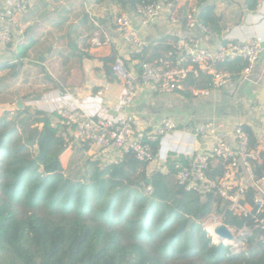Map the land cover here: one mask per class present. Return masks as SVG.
Listing matches in <instances>:
<instances>
[{"label":"trees","instance_id":"obj_1","mask_svg":"<svg viewBox=\"0 0 264 264\" xmlns=\"http://www.w3.org/2000/svg\"><path fill=\"white\" fill-rule=\"evenodd\" d=\"M117 1L134 7L144 0ZM251 1L254 9L258 0ZM213 12V6L203 7L200 17L216 28ZM34 44L20 45L18 61L1 63L0 70L16 69ZM246 65L233 58L218 68L233 73ZM9 113L0 117V264H264L263 233L252 220L225 210L212 193L187 190L176 180L171 160L168 172L151 173L150 162L134 156L103 167L95 161L88 180L74 179L60 159L68 143L58 133L60 124L53 125L57 112L38 109L33 120L28 107ZM30 121L42 127H25ZM19 128L23 133L17 135ZM149 142L157 152L159 142ZM261 157L258 177L264 176V152ZM221 171L219 165L216 174ZM214 204L224 223L246 228L240 237L246 250L212 241L201 220Z\"/></svg>","mask_w":264,"mask_h":264},{"label":"crops","instance_id":"obj_2","mask_svg":"<svg viewBox=\"0 0 264 264\" xmlns=\"http://www.w3.org/2000/svg\"><path fill=\"white\" fill-rule=\"evenodd\" d=\"M17 1L0 0V9ZM171 1L172 8H165L148 26H142L139 17H135L145 45L142 49H134L116 30V18L123 12L132 13L131 6H124L117 0H32L28 11L19 18L23 34L16 33L14 40L8 43L16 53L11 62L18 61L20 45L32 40L35 44L16 69H5L7 72L14 70L11 79L3 82L8 96H20L29 112L39 108L51 113L68 106L82 107L93 115L131 118L136 130L146 136L153 135L165 118L173 119L180 130H192L197 123L213 121L223 125L229 138L241 122L256 136V147L263 153L264 50L251 73L233 72L224 87H214L210 75L190 68L180 80L181 89L158 92L150 84L139 81L137 94L130 105L117 110L110 104L122 92V82L112 73L114 61L123 58L126 67L133 72L140 71L141 66L137 65L143 61L158 64L168 61V51L176 35L187 32L185 15L192 7L198 8L199 13L203 7H214L216 28L207 24L212 33L202 35L203 44L209 48L226 44L231 37L235 40L256 35L264 38V15L260 16L256 7L250 8L251 0ZM172 16H176L178 22H173ZM97 30L108 31L113 41L101 46L93 44L91 38ZM99 90L106 91L107 101L97 95ZM8 104L9 100L4 105ZM57 119V115L53 117V121ZM193 143L192 147L200 151L208 152L211 148L209 140ZM178 146L189 148L188 142L182 139ZM95 149L88 144L70 143L61 155L67 162H63L64 168L69 166L71 169L79 155H85L89 159V167L85 169L88 173L97 161L93 155ZM121 158L118 150H110L98 164L104 166ZM213 165H217L216 160ZM156 170L168 172V164L160 159L150 162L149 173Z\"/></svg>","mask_w":264,"mask_h":264},{"label":"built area","instance_id":"obj_3","mask_svg":"<svg viewBox=\"0 0 264 264\" xmlns=\"http://www.w3.org/2000/svg\"><path fill=\"white\" fill-rule=\"evenodd\" d=\"M32 5V0H18L10 7L0 9V43L8 44L14 40V33L23 34L19 18ZM171 0H144L132 7L131 12H123L116 18V30L128 45L142 49L145 40L135 24L139 17L142 26H148L157 19L165 8H172ZM257 13L264 15V0H258ZM134 14V15H133ZM173 22H178L172 16ZM187 32L177 34L168 51L169 60L163 63L143 61L139 72L126 67L123 58L118 57L112 66L122 82V92L110 102L117 110L130 105L137 94L139 81L150 84L158 92H173L181 89V78L189 69L211 76L213 86L224 87L232 78V73L219 69L218 65L229 59L240 58L247 61L243 73H251L255 63L264 50V38L256 35L250 39L235 40L232 37L226 44L209 48L202 42L204 33H212L210 27L201 19L198 8H190L185 15ZM113 41L108 31H95L91 42L103 45ZM207 93L208 91H203ZM97 95L107 101V93L99 90ZM60 124L58 131L68 145L70 143L95 146L96 160L103 161L110 150H118L122 158L134 156L140 161L154 162L160 159L173 163L176 180L187 190L205 196L212 193L221 199V207L239 217L249 218L253 228L259 229L264 237V176L258 177L255 171L262 157L258 148L252 145L246 126L239 122L229 138L222 124L208 121L197 123L192 130H180L173 119L165 118L155 133L146 136L136 130L131 118L104 117L93 115L82 107H61L57 110ZM179 139L188 142V150L178 146ZM149 140L158 141L155 152ZM211 141L208 152L192 147L196 141ZM264 140V133H263ZM116 159L115 162L121 161ZM217 165H213V161ZM221 165L222 171L216 174ZM254 194L249 195L250 189ZM149 192L153 191L148 186ZM217 205V204H215Z\"/></svg>","mask_w":264,"mask_h":264},{"label":"rangeland","instance_id":"obj_4","mask_svg":"<svg viewBox=\"0 0 264 264\" xmlns=\"http://www.w3.org/2000/svg\"><path fill=\"white\" fill-rule=\"evenodd\" d=\"M15 34H16V32L14 33V36H15ZM15 55H16V53H14V49L12 48V46H9L8 44H0V63L11 62L12 58H14ZM57 60H58V58H57ZM57 60H55V61H57ZM55 61L53 63H55ZM12 71H14V70H9L8 72L5 69L4 70H0V117L6 111H10V113L8 115H9V117H12L13 114L16 113V110H17L16 106H15L17 98L14 97V96L13 97L8 96L7 90L5 88V84H3V82L5 80H10L11 79V76H12L11 72ZM51 77H54V76L51 75ZM56 77H57L58 80H60L58 75H56ZM14 78H17V76H15ZM53 97H55V94H53ZM49 98L50 97L48 96L47 99H49ZM8 100L10 101V104H8L9 105L8 107H5L4 104H5V102H8ZM38 109L39 108H35V109H32V110L30 109L29 114L31 115V117H30L31 120H33L35 117H37L36 114H35V111L38 110ZM26 115H28V114H26ZM53 116H54V118H56V115H53ZM26 126H27V128H29V127L30 128H34L36 126L42 127V124L36 123L34 121H30L29 125L25 124V127ZM22 130L23 129L19 128L17 135L20 134V133H23ZM23 138H25V136H23ZM30 151L35 153L36 152V146L32 147ZM61 157L62 156H60V159H61ZM78 159L79 160L76 162V164L71 169H70L69 166L68 167L66 166V168H64V166H63L64 172H65V174L67 176H69L71 178L80 179V180H88L89 176H90V173L93 171L92 169H94V167L87 173V172H85L86 171L85 169L87 167H89V159H87L85 157V155H79ZM61 162H62V164H63V162L67 164L66 158L62 157ZM98 163H99V161H98ZM101 167H103V166H101ZM85 173H87V174L85 175ZM18 211H19V214L22 215L23 214V207L22 206L19 207ZM215 213H217L218 216L220 217L221 221H223V215L218 212L217 205L214 204L213 210L211 211L210 214H215ZM24 215H25V213H24ZM205 219L206 218H203L201 220L202 224L205 223ZM243 229H246V228H243ZM243 229L238 230L236 228H233V230L235 232V235L237 236V242L236 243L226 242L227 244H231L235 251H239L241 249L246 250V248H247L245 242L241 241V239H240V237L242 235H246L247 234V232L243 231ZM249 232H251V231H249ZM209 234L212 236V234L210 232H209ZM213 238L214 237L212 236V241L214 243H219V241H214Z\"/></svg>","mask_w":264,"mask_h":264},{"label":"water","instance_id":"obj_5","mask_svg":"<svg viewBox=\"0 0 264 264\" xmlns=\"http://www.w3.org/2000/svg\"><path fill=\"white\" fill-rule=\"evenodd\" d=\"M73 51H75V48L73 47V44H71ZM49 54L47 53L46 56H48ZM43 60H45V57H43ZM23 65V63H22ZM112 73L115 75V72L112 71ZM5 107H8L9 105H4ZM16 109L17 110H22L24 109V104L23 101L21 99L20 96L17 97V101H16ZM211 214L206 215L204 218H207L208 216H210ZM215 216L218 217V214L215 213ZM202 226L209 232V230L207 229V225L206 223H203ZM215 233L219 236V242H223L225 244L226 241L229 243H236L237 242V236L235 235V232L233 230L232 227H230L229 225H227L226 223H224L222 221L221 224H219L216 228H215ZM243 231H246V229H243Z\"/></svg>","mask_w":264,"mask_h":264},{"label":"bare ground","instance_id":"obj_6","mask_svg":"<svg viewBox=\"0 0 264 264\" xmlns=\"http://www.w3.org/2000/svg\"><path fill=\"white\" fill-rule=\"evenodd\" d=\"M205 223L207 225V229L209 230V232L212 234V236L214 237L213 240L214 241H219V236L215 233V228L222 223L220 217H216L215 214H211L210 216H208L205 219ZM227 242V241H226Z\"/></svg>","mask_w":264,"mask_h":264}]
</instances>
